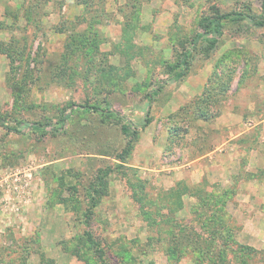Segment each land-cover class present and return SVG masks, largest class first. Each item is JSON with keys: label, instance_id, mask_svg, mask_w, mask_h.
<instances>
[{"label": "rangeland", "instance_id": "obj_1", "mask_svg": "<svg viewBox=\"0 0 264 264\" xmlns=\"http://www.w3.org/2000/svg\"><path fill=\"white\" fill-rule=\"evenodd\" d=\"M248 7L0 0V264H264V27L193 41Z\"/></svg>", "mask_w": 264, "mask_h": 264}, {"label": "trees", "instance_id": "obj_2", "mask_svg": "<svg viewBox=\"0 0 264 264\" xmlns=\"http://www.w3.org/2000/svg\"><path fill=\"white\" fill-rule=\"evenodd\" d=\"M251 7H248L247 11H241V12H231L227 14H221V13H215L214 16L212 17H206L203 18L202 21L200 22V27L203 29L204 32L197 34L194 41V45H198L200 40L205 36V35H214V38L210 41V47H215L216 44L218 43V39L224 35V26L227 23H233V24H240L242 22L248 21L251 25L255 27H264V10H263V16L259 18L256 15L251 14ZM190 59H191V53L189 50L184 52L180 58V61L174 66V78L177 79H182L185 78L188 75L189 69H190ZM90 109L93 110H98L96 107H90ZM68 119V117L64 118V123ZM150 120H148L149 122ZM0 123H2V119L0 117ZM5 126V124H3ZM8 129H10L12 132H18V129H12L8 126H5ZM33 129L35 130H43L42 126H37L34 125L32 126ZM123 133L128 136L132 137L138 134L135 131H132V128L130 126H123L122 128ZM21 133V132H19ZM133 145L132 142L130 141V144H128L127 149H125V154L130 155L131 152L133 151ZM90 238V236H89ZM241 252L244 251H252L255 252L256 250H253L247 246H241L240 249Z\"/></svg>", "mask_w": 264, "mask_h": 264}]
</instances>
